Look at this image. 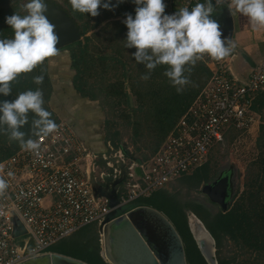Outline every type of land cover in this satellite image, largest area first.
Segmentation results:
<instances>
[{
  "label": "built area",
  "instance_id": "2783aa9c",
  "mask_svg": "<svg viewBox=\"0 0 264 264\" xmlns=\"http://www.w3.org/2000/svg\"><path fill=\"white\" fill-rule=\"evenodd\" d=\"M197 2L202 1L164 0L165 13L191 8ZM212 3L217 5L215 0ZM228 57L200 55L209 79L147 159L129 160L122 148L110 142L104 143L105 151L96 153L68 122L58 121L55 130L33 139L38 149L22 147L0 161V179L5 181L0 189V264H19L50 253L52 246L86 226L98 229L111 209L106 197L93 192L92 181L119 180L115 188L118 205L140 202L200 168L227 131L252 127L258 117L252 101L264 89V66H255L241 82L231 74ZM14 219L25 231L19 237L12 235ZM98 234L101 248L99 230Z\"/></svg>",
  "mask_w": 264,
  "mask_h": 264
},
{
  "label": "trees",
  "instance_id": "16d2710c",
  "mask_svg": "<svg viewBox=\"0 0 264 264\" xmlns=\"http://www.w3.org/2000/svg\"><path fill=\"white\" fill-rule=\"evenodd\" d=\"M61 1L65 4L66 13L70 18L81 25L82 36H85L93 29V27L98 25L99 19L96 18L98 15L93 17L86 13L74 11L71 7L70 0ZM201 1L204 2V0ZM26 3L27 0H0V38H11L13 36V30L5 23V17L11 15L13 12L23 15L24 5ZM112 3L116 4V0H112ZM135 7L136 5L132 0H123L122 3L116 4L114 7V14L111 13V10L102 7L98 8V13H106V20L115 17L125 18L126 14L134 15ZM90 22H93V24L91 25ZM108 23V26L118 28L114 39H120L121 42L125 44L126 42L124 39L126 38L127 32L126 25L119 20ZM84 38V42L78 40L63 47V49L69 51L70 69L72 71L70 86L73 90V94L78 99L90 101L92 105L100 108L102 115L105 117L103 122L104 127L108 126L110 122L106 119L107 112L104 108L105 106L100 104L97 92L99 94H104L106 98H115L117 105H124L125 110L122 112L123 115L121 118L126 120L128 127L132 126L134 137L138 136L139 138H144L145 135H148L154 140V144L150 148V154L143 156L144 159H147L156 153L178 119L193 103L209 79L210 72L203 62L197 59L194 65H185L186 70L184 75L188 78V82L183 86H174L169 78L164 75L165 69L168 65L159 64L154 69L149 70L144 64L135 61L132 56V65L128 68L127 66L129 65H126L120 60V57L122 56L121 51L115 50L113 57L107 55L99 56L98 60L101 63L105 64L110 60H115L116 63L120 65L121 73L119 79H126L129 82L130 94L135 97V102L137 103L136 106L134 105L133 107L131 104V97L128 92L123 90V80L108 84V90L102 91L99 89L95 91L93 85H88L87 76H93L94 70H92V68L95 59L92 58V50L88 48L87 44L91 42L93 43L95 39L91 40L92 37L89 38L88 36H85ZM135 50L136 49L133 47L132 53L135 52ZM149 72L150 75L148 79L145 80L141 78L142 75ZM35 75H43L44 79L41 84L37 85L33 82L32 78ZM10 87L11 93L7 96L0 95V100L11 101L22 91L39 88L43 95L44 103L42 106L49 111L51 114L50 118L54 120L55 123L58 122V120L52 118V112L48 104L52 99V87L47 72V58L42 63L38 64L31 72L18 74L16 79L10 83ZM177 87H181L182 91L178 93L176 91ZM252 107L254 111L259 113L260 111H264V90L254 97ZM128 111H132L134 114H130ZM95 113L98 112L96 111ZM130 115H132L134 119L133 121L130 119ZM34 118V114L30 111L28 113V123H26L21 129L26 133L25 139H34L39 136L33 134L31 127ZM142 121L147 123L145 130L142 126ZM69 124L72 128H75L76 123L73 124L72 122H69ZM4 129H6V125L0 128V161L11 156L22 148L19 141L11 139L8 131ZM143 131L146 133H142ZM231 131L235 130L231 129L227 131L224 134V137ZM113 138L114 137H109V134L106 135L104 132V143L110 142L115 148H117V144ZM256 145L261 150L262 154L261 159H259L256 164L259 163L258 166L261 169L260 171L264 173V119L259 126ZM200 169L206 174L207 165L204 163L200 168L195 170L199 171ZM185 177L187 176L182 178ZM257 177L258 176H256V179ZM258 194L259 193L256 190L249 191L245 201L243 200L236 203L235 206L228 211L222 212L219 210L216 213H211L200 204L186 203L182 207L177 204L176 199H174L172 195H169L168 192L163 189H159L153 192L150 196L139 199V201L161 212L171 222L185 246L189 264H206V262L199 253L189 231L183 208L191 211L213 238L216 248L215 257L217 264H259L258 259L251 260L250 262H236L234 258L221 256L222 241L225 240L226 237L232 240L235 244H239L242 249L254 252L258 258L264 256V207H261L258 203ZM172 206L173 208H171ZM98 239L97 235L95 237L86 238L84 242L80 244L82 246H80L81 249L77 255L74 254L77 252L65 253L63 250H58L56 245L52 246L48 251L71 257L87 264H106L99 255L100 246Z\"/></svg>",
  "mask_w": 264,
  "mask_h": 264
},
{
  "label": "clouds",
  "instance_id": "9594fccd",
  "mask_svg": "<svg viewBox=\"0 0 264 264\" xmlns=\"http://www.w3.org/2000/svg\"><path fill=\"white\" fill-rule=\"evenodd\" d=\"M123 0H116V4ZM136 5L134 15L126 14L122 21L127 28L125 47L135 48L132 53L135 61L152 70L159 64L168 65L164 75L174 86L188 82L184 75L185 65L196 63L201 54L207 53L214 59L227 56L231 39L222 38L219 23L212 19L214 12L212 0L197 2L191 8L180 7L172 14L165 13L164 0H132ZM224 0H215L221 4ZM74 11L97 16L98 8L111 10L116 6L112 0H70ZM249 18L254 28L264 27V0H230L227 4ZM45 0H27L24 14L13 12L5 17V23L13 30L11 38H0V95L11 93L10 83L18 74L31 72L46 58L58 53V35L55 25L44 14ZM150 75H142L148 79ZM37 85L43 82V75L33 76ZM176 91H182L177 87ZM42 91L37 88L18 93L14 99L0 100V128L6 125L11 139L19 141L22 147L38 149L37 141L28 138L22 127L28 123V113L34 114L33 134L47 135L57 125L43 105ZM11 175V173H9ZM5 181L0 179V189Z\"/></svg>",
  "mask_w": 264,
  "mask_h": 264
},
{
  "label": "rangeland",
  "instance_id": "374dc122",
  "mask_svg": "<svg viewBox=\"0 0 264 264\" xmlns=\"http://www.w3.org/2000/svg\"><path fill=\"white\" fill-rule=\"evenodd\" d=\"M45 3L47 9L44 14L55 25L54 31L60 30L62 26L67 25L81 42H84L85 36L92 37L91 40L95 39L93 43L87 44L88 48L92 50V58L95 59L92 68L94 70L93 76H87L88 85H93L95 91L98 89L102 91L108 90V84L123 80V90L128 92L131 97L133 107L134 105L136 106L135 97L129 91V82L126 79H119L121 73L120 65L115 60H110L105 64L98 60L99 56L107 55L113 57L114 51L116 50L122 53L120 57L121 62L129 65L127 66L128 68L132 65L131 57L133 48H126L120 39H114L118 28L108 26V22L123 21L125 18L115 17L106 20V13H99L96 17L99 19L98 25L93 27L85 36H82L81 25L73 21L66 13V6L63 1L45 0ZM111 13H115L114 8L111 9ZM210 16L215 20V14H211ZM90 24L92 25L93 22H90ZM226 25L230 26V22L227 21ZM47 72L52 87V99L48 103L52 112V118L68 123L73 120L76 123H73L75 124V128L79 130L83 138L90 140L91 143L95 141L96 146H100L99 143L102 144L105 140L104 132L106 135L109 134V137H114L113 139L117 144V149L122 148L126 152L125 157L129 160L144 159L143 156L150 154V148L154 144L153 138L148 135H145L144 138L134 137L132 126L128 127L126 120L121 118L123 115L122 112L125 110L124 105H117L115 98H106L104 94L97 92L100 104L105 106L104 108L107 112L106 119L110 122L108 126L104 127L103 122L105 117L102 115L100 108L92 105L90 101L78 99L73 94L70 86L72 71L70 69L68 50L63 48L58 49L57 55L47 58ZM96 111L98 113H95ZM128 112L134 114L132 111ZM257 116L256 123L248 130L228 132L215 145L205 163L207 165L206 174L201 169L199 171L195 170L185 178H179L167 183V186L162 189L166 190L169 195H172L176 199L177 204L182 207L186 203L200 204L211 213H216L221 209L211 204L200 190L203 185L208 184L219 173L229 171L231 172L232 179L229 177L231 192L226 211L233 208L236 203L245 201L247 193L255 190L259 193L258 203L261 207H264V173L260 171L259 163L256 164L262 155L261 150L256 145V139L259 133V126L264 119V111H260ZM130 119L132 121L134 120L132 115H130ZM142 124L145 130L147 123L142 121ZM142 133L146 132L143 131ZM103 145L100 152L105 151L106 145L104 143ZM256 176H258L257 179ZM183 210L185 211L187 223L189 222L191 228L190 218L194 214L184 208ZM96 235L99 238L96 225H89L57 243L56 248L63 250L65 253L77 252L74 253L77 255L81 249L80 246H82L80 244L86 238L95 237ZM221 256L234 258L236 262H250L251 260L258 259L259 264H264V256L258 258L254 252L242 249L239 244H235L227 237L222 241Z\"/></svg>",
  "mask_w": 264,
  "mask_h": 264
},
{
  "label": "water",
  "instance_id": "95a60500",
  "mask_svg": "<svg viewBox=\"0 0 264 264\" xmlns=\"http://www.w3.org/2000/svg\"><path fill=\"white\" fill-rule=\"evenodd\" d=\"M55 32L59 37L58 49L79 40L67 25ZM246 59L248 62L251 61L249 58ZM221 175L222 173L219 178ZM225 178L226 175L220 181L205 184L200 190L209 202L220 205L222 212L226 211L228 202H224L222 199L224 193H214V190L220 185L224 186ZM103 181V184L92 182L91 186L96 195L106 197L109 200V208L111 209L98 227L102 235V247L99 255L106 264H189L185 246L165 215L142 202L118 205L115 188L120 184V181L111 182L109 177H105ZM199 224L205 231L206 242L195 239L188 222L195 245L206 264H217L214 253L215 242L200 221ZM24 233L22 226L14 219L13 237H19ZM19 264L87 263L50 252L27 259Z\"/></svg>",
  "mask_w": 264,
  "mask_h": 264
},
{
  "label": "crops",
  "instance_id": "0c3cea01",
  "mask_svg": "<svg viewBox=\"0 0 264 264\" xmlns=\"http://www.w3.org/2000/svg\"><path fill=\"white\" fill-rule=\"evenodd\" d=\"M228 3H230V0H225L221 4L214 5V12L211 14L216 15L215 20L220 25L222 38L227 37L231 39L229 45L231 51L227 58L229 70L237 80L243 82L248 78L255 66H264V27L254 28L247 16L237 12L235 8H232L230 11L227 6ZM227 21L230 22L231 27L226 25ZM246 58H249L252 64ZM69 122L75 123L73 120ZM73 129L77 137L92 151L96 153L101 151L104 141L102 144L99 143L100 146H96L95 141L93 142L94 144L91 143L90 140L83 138L79 130L74 127ZM93 176L97 178V174ZM89 178L92 181V175ZM96 180L97 183H100L98 179Z\"/></svg>",
  "mask_w": 264,
  "mask_h": 264
},
{
  "label": "flooded vegetation",
  "instance_id": "af4514ba",
  "mask_svg": "<svg viewBox=\"0 0 264 264\" xmlns=\"http://www.w3.org/2000/svg\"><path fill=\"white\" fill-rule=\"evenodd\" d=\"M221 173H219L218 175H217V177L216 178H214L212 181H210L208 184H213L214 182H216L217 180H222V177L224 176V175H226V178H225V180H224V186H222V185H220L217 189H215L214 191V193H224V196H222V199H223V201L224 202H228L229 201V196H230V192H231V184H230V182H229V177H230V179H232V175H230L231 174V172H229V171H225L224 173H222V175H221V177L219 178V175H220ZM218 185V184H217ZM216 185V186H217ZM221 189H223V191H221ZM211 203V202H210ZM211 204H213V205H216L219 209H220V205H218V204H214V203H211Z\"/></svg>",
  "mask_w": 264,
  "mask_h": 264
},
{
  "label": "bare ground",
  "instance_id": "6f19581e",
  "mask_svg": "<svg viewBox=\"0 0 264 264\" xmlns=\"http://www.w3.org/2000/svg\"><path fill=\"white\" fill-rule=\"evenodd\" d=\"M191 231L197 241L204 240L206 242V234L205 231L202 229V226L199 224V221L197 218H195L193 215H191Z\"/></svg>",
  "mask_w": 264,
  "mask_h": 264
}]
</instances>
